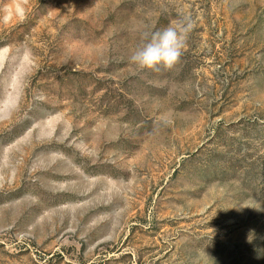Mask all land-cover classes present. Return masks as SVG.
Masks as SVG:
<instances>
[{
    "label": "rangeland",
    "instance_id": "374dc122",
    "mask_svg": "<svg viewBox=\"0 0 264 264\" xmlns=\"http://www.w3.org/2000/svg\"><path fill=\"white\" fill-rule=\"evenodd\" d=\"M0 264H264V0H0Z\"/></svg>",
    "mask_w": 264,
    "mask_h": 264
},
{
    "label": "clouds",
    "instance_id": "9594fccd",
    "mask_svg": "<svg viewBox=\"0 0 264 264\" xmlns=\"http://www.w3.org/2000/svg\"><path fill=\"white\" fill-rule=\"evenodd\" d=\"M185 37L173 27L155 33L142 47L135 50L130 60L140 68H171L182 55ZM248 207V206H242Z\"/></svg>",
    "mask_w": 264,
    "mask_h": 264
}]
</instances>
